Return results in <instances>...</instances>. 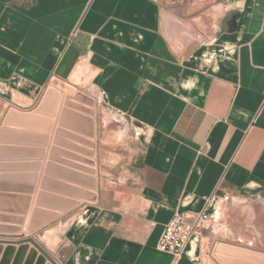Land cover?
<instances>
[{
	"label": "crops",
	"instance_id": "obj_1",
	"mask_svg": "<svg viewBox=\"0 0 264 264\" xmlns=\"http://www.w3.org/2000/svg\"><path fill=\"white\" fill-rule=\"evenodd\" d=\"M53 79L96 101L95 202L72 189L74 93L34 112ZM10 108L36 117L8 126L0 225L62 213L40 229L60 264H264V0H0V127ZM222 206L180 257L159 249L175 213Z\"/></svg>",
	"mask_w": 264,
	"mask_h": 264
},
{
	"label": "water",
	"instance_id": "obj_2",
	"mask_svg": "<svg viewBox=\"0 0 264 264\" xmlns=\"http://www.w3.org/2000/svg\"><path fill=\"white\" fill-rule=\"evenodd\" d=\"M63 89L64 91L72 94L74 96H66L64 101L60 102V112L62 113V118L60 124H63L64 117L73 116L76 117V121H89L91 124L90 129H88L87 133H82L80 131H76V133H68L76 140L80 141L81 145H78L75 149L76 154L73 155L80 161L81 163H77L75 165V169L78 172H74L75 175L81 178H87L89 181L88 184H83L79 182H75L79 187H72L75 192V198L84 199L88 201H97L98 194L96 193L98 189V180L96 178L97 174V163L92 159H87L84 156L93 157L96 154V143L92 139L97 136L96 129V121L92 118V116L96 115V101L94 98L86 95L81 91H76L74 87L63 83L58 79H53L51 81V86H49L41 99L38 106L34 109V112L39 114H44L46 116H52L54 114L56 105L59 104L60 101V91L57 89ZM65 97V96H64ZM85 104V105H83ZM65 105L63 108L62 106ZM76 110V111H71ZM35 113L30 112H21L15 108H10L6 117L3 121V126L0 127V156H2V150L6 148V146L2 145L5 143L6 139L9 136V133L16 132L15 129H12L8 126H20L22 124L19 123H28L29 119L35 118ZM85 114V115H84ZM89 116V117H87ZM41 119L49 120L46 117H42ZM60 132L67 133L63 130H59ZM75 132V131H72ZM80 134V135H78ZM82 136H86L83 138ZM90 148V149H88ZM1 166V165H0ZM82 172V173H80ZM84 172V173H83ZM89 174V175H88ZM4 174L0 176V186L2 184V179ZM80 205V201H72V205L66 209V211L75 208ZM43 214V219H37V212ZM62 213H53L46 210H38L37 208L33 209L31 214L26 218H17L19 220L17 223L22 224L25 220L24 227H14V226H4L0 225V233H8L15 234L20 231L28 230L30 232H36L43 226L48 223L60 218ZM7 243V245H5ZM18 244V245H17ZM0 264H60L34 237L31 235L20 241H2L0 240Z\"/></svg>",
	"mask_w": 264,
	"mask_h": 264
},
{
	"label": "built area",
	"instance_id": "obj_3",
	"mask_svg": "<svg viewBox=\"0 0 264 264\" xmlns=\"http://www.w3.org/2000/svg\"><path fill=\"white\" fill-rule=\"evenodd\" d=\"M214 213L202 212L189 215L177 212L165 225L160 236L158 247L160 250L180 257L186 245L195 234L206 228V222L213 219ZM192 217V220L189 218Z\"/></svg>",
	"mask_w": 264,
	"mask_h": 264
},
{
	"label": "rangeland",
	"instance_id": "obj_4",
	"mask_svg": "<svg viewBox=\"0 0 264 264\" xmlns=\"http://www.w3.org/2000/svg\"><path fill=\"white\" fill-rule=\"evenodd\" d=\"M135 135H136V133H135V131H134V136H135ZM230 203H231V201L226 202V206H229ZM223 206H224V205H223ZM223 206H222V208H219V209H218V211H219L218 213L214 214L213 219H212L214 223H215L218 219L220 220L219 223H223V219H225L224 215H222V209H223ZM226 206H225V207H226ZM76 207H77V206H76ZM256 209H259V208H256ZM65 211H66V210H65ZM62 216H63V214H62ZM62 216H61V217H62ZM61 217H60V218H61ZM17 218H20V217H17ZM17 218H16V220H17ZM60 218H58V219H60ZM58 219H56V220H58ZM56 220H54V221H56ZM251 220H252V221H254V220L256 221V220H257L256 222H259V221L261 220V218H259V216H257V217H256V216L253 217V215H252V219H251ZM18 221H19V220L15 221V223H17ZM54 221H52V222H54ZM52 222H50V223H48V224H51ZM18 224H19V223H18ZM48 224H47V225H48ZM45 226H46V225H45ZM45 226H43V227H45ZM43 227H42V228H43ZM42 228H40V229H42ZM252 228H253V226H252ZM40 229L37 230L36 232H33V233H34V236H36V238L38 239V235H39L40 238L43 239V241L47 244L46 247H48L50 250L48 249V250H49V251H48V250L46 249V247H44L41 243H40V244H41V245H42V246H43V247H44V248H45V249H46V250H47V251H48L53 257H54V258H55V255H56L55 253H56L57 250H58L57 247L53 248V246H52V241H51L50 239L47 240V239L45 238V234H43L44 232H41L42 230H40ZM40 232H41V233H40ZM31 233H32V232H31ZM254 234H257V232H255L254 230H252V236H254ZM52 248H53V249H52ZM51 249H52L53 251H52ZM55 259H56V258H55ZM56 260H57V259H56Z\"/></svg>",
	"mask_w": 264,
	"mask_h": 264
}]
</instances>
